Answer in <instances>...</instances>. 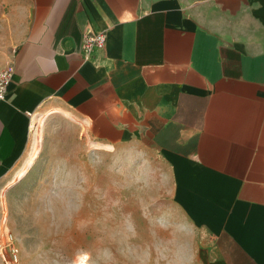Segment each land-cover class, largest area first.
<instances>
[{"label":"crops","instance_id":"1","mask_svg":"<svg viewBox=\"0 0 264 264\" xmlns=\"http://www.w3.org/2000/svg\"><path fill=\"white\" fill-rule=\"evenodd\" d=\"M102 31L87 59L85 36ZM9 64L0 187L34 116L62 106L102 144L161 157L204 236L201 264H264V0H0Z\"/></svg>","mask_w":264,"mask_h":264},{"label":"rangeland","instance_id":"2","mask_svg":"<svg viewBox=\"0 0 264 264\" xmlns=\"http://www.w3.org/2000/svg\"><path fill=\"white\" fill-rule=\"evenodd\" d=\"M32 125L0 187L16 264H201L204 236L174 204L170 173L147 142L102 144L62 106Z\"/></svg>","mask_w":264,"mask_h":264},{"label":"built area","instance_id":"3","mask_svg":"<svg viewBox=\"0 0 264 264\" xmlns=\"http://www.w3.org/2000/svg\"><path fill=\"white\" fill-rule=\"evenodd\" d=\"M107 44L106 32L90 33L85 36L83 50L85 57L91 58L95 50H104ZM15 72L14 64L0 68V102L6 99L9 85L12 82ZM2 231L0 232V257L3 264H16L19 261V249L16 245L15 235L7 228L6 220L0 215Z\"/></svg>","mask_w":264,"mask_h":264}]
</instances>
